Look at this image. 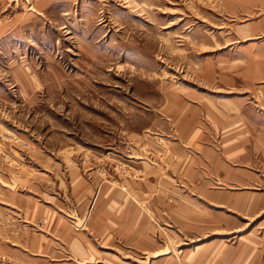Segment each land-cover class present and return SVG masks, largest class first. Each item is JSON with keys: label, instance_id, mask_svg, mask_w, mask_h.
I'll list each match as a JSON object with an SVG mask.
<instances>
[{"label": "rangeland", "instance_id": "1", "mask_svg": "<svg viewBox=\"0 0 264 264\" xmlns=\"http://www.w3.org/2000/svg\"><path fill=\"white\" fill-rule=\"evenodd\" d=\"M262 21L264 0L0 2V264H13L6 247L13 253L20 246L21 236H9L60 219L91 244L94 264H166L164 252L213 238L262 239L264 175L255 176L254 216L231 208L227 192L209 203L192 184L151 195L136 183L145 167L166 169L172 144H185L190 162L197 161L199 129L218 147L246 124L264 129ZM188 107L191 123L182 129ZM73 175L92 185L97 175L139 212L150 210L156 246H135L129 236L107 246L95 231L99 187L71 200ZM188 202L238 230L195 235L172 223L182 217L157 212ZM174 240L180 247H171Z\"/></svg>", "mask_w": 264, "mask_h": 264}, {"label": "crops", "instance_id": "2", "mask_svg": "<svg viewBox=\"0 0 264 264\" xmlns=\"http://www.w3.org/2000/svg\"><path fill=\"white\" fill-rule=\"evenodd\" d=\"M5 1L8 0H0L3 3ZM263 24L264 21L259 26ZM260 55L264 57V50L260 51ZM190 113L191 109L188 107L182 120V129L190 125L192 119ZM212 115L215 117L214 113ZM213 126L219 128L215 121ZM226 131L225 129L224 132ZM192 143L196 145L198 152L197 161L190 162V155L185 149V144H172L170 147L174 158L169 161L166 169L154 166L145 167L148 173L144 169V176L139 177L136 183L146 185L151 195L153 193L154 195L162 194L163 186L167 190L174 183L192 184L198 192V197L209 203L221 202L223 194L227 192L231 208L236 209L240 215L254 216L257 209L254 185L258 182L257 179H262L264 175V129L255 131L253 128H248L246 124V128L224 134L221 147H218L212 135L199 129ZM166 157L168 158L167 154ZM223 169H225L226 176L221 174ZM259 169H261L260 174H258ZM256 175H258L257 179ZM70 179L69 197L71 200L74 197L77 199L79 193L86 192L89 196L99 187L100 204L95 213V221L101 218V223L95 227V231L103 232V240L106 241L107 246L108 241L114 246L117 240L126 239L127 236L133 240L135 246L142 247L143 243L145 246H156L151 237L150 210L149 213L148 209L145 210L146 213L139 212L133 203H129L125 193L97 175L94 177L93 185L87 181H82V183L77 175L70 176ZM220 184L228 185L230 191L225 190L222 193L217 191L215 188ZM178 189L180 188L173 187L172 194L179 197L182 193ZM184 198L187 196L185 195ZM190 199L189 196L188 200ZM212 211L194 204L189 206V202L186 205H171V207L165 203L164 209L157 208V212L161 215L182 217L180 220L173 219L172 221L177 225L178 231L196 235L195 232L199 234L212 231L215 234L223 231L232 233L238 230L237 225L232 227L228 223L223 224L222 215ZM64 220L60 219L46 227H39L34 234L22 228L19 235L9 236L15 240L21 236V239L16 240L20 246L14 247L13 253L6 247L5 253L10 255L11 262L13 264L96 263L97 260L91 259L93 253L91 244L84 241L71 224ZM235 241L213 238L196 245L195 249H188L182 253L174 250L166 251L164 252L166 253L165 262L166 264H174V262L176 264H264V234L262 239L255 240L245 237L238 244L233 243ZM179 244L180 241L174 240L171 247H180Z\"/></svg>", "mask_w": 264, "mask_h": 264}, {"label": "bare ground", "instance_id": "3", "mask_svg": "<svg viewBox=\"0 0 264 264\" xmlns=\"http://www.w3.org/2000/svg\"><path fill=\"white\" fill-rule=\"evenodd\" d=\"M169 76V75H168Z\"/></svg>", "mask_w": 264, "mask_h": 264}]
</instances>
